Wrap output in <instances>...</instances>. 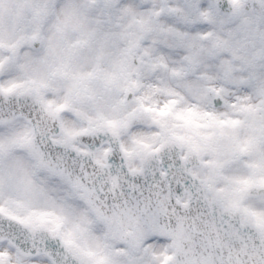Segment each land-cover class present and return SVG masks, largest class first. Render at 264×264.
<instances>
[{
	"label": "snow or ice",
	"instance_id": "snow-or-ice-1",
	"mask_svg": "<svg viewBox=\"0 0 264 264\" xmlns=\"http://www.w3.org/2000/svg\"><path fill=\"white\" fill-rule=\"evenodd\" d=\"M233 4L235 12L238 0ZM225 7L216 0H0V14L13 13L25 25L23 38L0 32V74L6 61L27 62L39 45L41 59L54 58L52 73L70 82L57 101L46 96L50 81L43 75H0V99L7 101L0 112L8 113L0 117V264H264V82L250 69L248 95L224 100L225 111L174 108L171 99L148 109L157 130L133 133L118 150L85 135L84 144L71 147L90 157L92 170L79 157L72 167L46 159L21 99L30 96L60 122L61 143L95 132L101 121L117 134L135 110L119 120L101 112L85 116L88 127H65L61 113L72 107V87L90 96L116 88L124 103L144 74L178 72L169 61L185 51L190 61L230 51L240 60H224L230 77L252 58L219 36L205 44L213 23L201 22L212 20L210 8L222 14ZM214 92L219 106L221 89ZM141 213L147 227L113 229ZM161 216L170 219L161 223Z\"/></svg>",
	"mask_w": 264,
	"mask_h": 264
},
{
	"label": "clouds",
	"instance_id": "clouds-1",
	"mask_svg": "<svg viewBox=\"0 0 264 264\" xmlns=\"http://www.w3.org/2000/svg\"><path fill=\"white\" fill-rule=\"evenodd\" d=\"M196 2L199 3V0ZM216 3L226 7L222 10V14H216V10L210 8L212 20L201 19L202 23H213L212 35L204 43L210 45L217 36L226 39L241 53L252 58L253 62L250 65H245L243 69L234 67L231 76L225 77L223 72L225 59L232 61L234 65L240 63L239 57L232 56L230 51H225L223 56L210 57L207 60L202 59L200 55H195L191 61L184 58L187 55L186 51L180 52L169 61L170 66L179 68L178 72L173 73L167 68H160L144 74L141 77L140 86L132 91V95L127 97L124 103H121L120 98L125 94L116 88L90 96L84 89L72 87L68 97L72 107L61 113V118L67 128L88 127L89 121L85 116H96L101 112L105 119L115 120L125 117L126 113L133 110L136 115L130 118L131 123L128 128L117 126V134L113 133L109 125L101 121L95 132L78 133L68 138L65 143H61L65 133L61 130L60 122L45 113L42 106L35 103L30 96L22 97L21 99L28 105L26 112H32L29 121L35 129V142L44 157L54 162H57L55 158H61L60 167H72V161L79 157L89 163V168L92 170L94 165L90 163V157H82L74 153L71 147L72 144H84L85 135L89 138H102V146H110L118 150L122 141L125 144L132 143L133 133L157 130L156 124L151 119L154 113L148 110L149 107L157 108L166 101L175 99L177 103L174 108L197 105L201 110L215 108L217 111H225L227 105L224 104V100L231 103L237 96L248 95L245 88L248 86L249 69L253 73V80L264 82V0H238L239 6L235 12L236 5L233 4V0H216ZM200 11L202 9H195L194 14L198 15ZM245 20L248 22L244 23ZM0 32L5 35L15 34L23 38L25 25L19 17L5 11L0 14ZM203 51L202 48L193 49V52L203 53ZM2 54L8 55L7 50H4ZM42 57H44V52L37 45V50L27 62L24 57L6 61L5 73L0 75L4 78L11 76L21 80L29 77L38 78L43 75L50 81V87L45 90L46 96L61 101L65 98L70 82L52 73L55 62L53 57L49 56L47 61L41 59ZM155 85L159 88L153 87ZM217 88L221 89L220 95L223 97L219 106L213 104L217 98L214 89ZM164 89L173 91L168 92ZM135 97L143 99L136 100ZM0 103H7V101L0 99ZM15 111L19 117V107ZM7 114V111L0 112V117ZM131 124H136L138 127H131ZM40 173L50 175L47 169L43 168L40 169ZM169 219L168 216H161L160 222L167 223ZM138 226H148V220L142 213L139 221L112 227L113 229L126 227L135 230ZM103 227L109 230L107 226ZM115 242L122 243L118 238Z\"/></svg>",
	"mask_w": 264,
	"mask_h": 264
}]
</instances>
